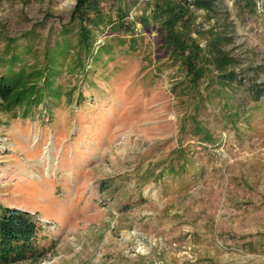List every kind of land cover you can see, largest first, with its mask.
Segmentation results:
<instances>
[{
	"label": "rangeland",
	"instance_id": "1",
	"mask_svg": "<svg viewBox=\"0 0 264 264\" xmlns=\"http://www.w3.org/2000/svg\"><path fill=\"white\" fill-rule=\"evenodd\" d=\"M75 1L0 0V29H59ZM223 2L233 28L225 48L240 66L264 64L263 2L258 17L244 21L234 0ZM135 28L137 36L140 23ZM145 38V51L108 81L96 70L95 87L77 82L93 98L73 111L48 115L38 107L23 121L0 116V203L31 213L44 227L43 256L13 264H264V247H243L264 238V113L256 132H223L213 148L215 167L205 163L186 188L138 186L148 164L165 160L176 144L181 116L171 93L175 69L154 71L156 33ZM132 174L111 195L99 192V180ZM124 202L131 207L121 211Z\"/></svg>",
	"mask_w": 264,
	"mask_h": 264
},
{
	"label": "trees",
	"instance_id": "2",
	"mask_svg": "<svg viewBox=\"0 0 264 264\" xmlns=\"http://www.w3.org/2000/svg\"><path fill=\"white\" fill-rule=\"evenodd\" d=\"M258 1L234 0L238 18H257ZM223 4V0H76L67 24L59 29L46 30L41 24L37 31L19 35L0 29V116L23 121L40 112L38 107L48 115L63 107L73 111L86 97L93 98L77 87L80 79L86 90L96 86L92 78L96 70L97 77L108 81L115 68L129 65L145 51L150 45L145 37L154 31L158 52L154 71L175 69L178 79L171 84V93L181 116L176 144L165 160L148 164L137 183L140 188L149 183L186 188L187 179L206 169L205 163L215 167L213 148L223 132L234 131L239 138L245 131L256 132L264 113V81H258L264 64L240 66V58L225 48L233 28L229 13L221 10ZM131 11L138 14L130 18ZM137 23L141 31L136 36ZM99 36L105 37L97 44ZM133 176L101 179L98 190L111 195ZM137 201H144L142 193ZM130 207L124 202L120 210ZM43 230L31 213L0 203V264L37 262L44 254ZM243 247L257 253L264 238Z\"/></svg>",
	"mask_w": 264,
	"mask_h": 264
}]
</instances>
